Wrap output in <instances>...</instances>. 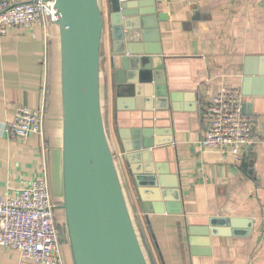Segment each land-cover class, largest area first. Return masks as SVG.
Returning a JSON list of instances; mask_svg holds the SVG:
<instances>
[{"label":"crops","instance_id":"0c3cea01","mask_svg":"<svg viewBox=\"0 0 264 264\" xmlns=\"http://www.w3.org/2000/svg\"><path fill=\"white\" fill-rule=\"evenodd\" d=\"M105 4L102 0L107 8ZM156 6L162 58L152 63L164 65L168 108L147 112L135 84L117 81L110 62L109 26L102 43L103 114L132 214L141 219L156 264H264V96L258 98L264 84L257 81L264 77L260 75L264 71V2L157 0ZM141 45L147 47L145 41ZM128 71L118 77L131 79ZM225 86L241 89L243 113L254 119L241 161L200 143L207 127L204 107ZM19 105L45 107L44 139L7 137L5 126ZM148 129L152 139H172L157 148L156 161L163 170L160 185L180 189L183 208L182 213H150V224L120 145L125 136L142 135ZM62 142L59 26L36 24L32 31L12 28L0 36V197L17 195L44 167L52 182L62 164ZM135 176L148 196L147 179ZM151 205L156 211L165 210L164 202ZM212 218L214 223L232 226L235 233L212 236L209 247L201 235L192 243L189 229H202ZM62 253L66 263L72 264L67 245L63 244ZM0 264L31 263L19 250L0 246Z\"/></svg>","mask_w":264,"mask_h":264},{"label":"water","instance_id":"95a60500","mask_svg":"<svg viewBox=\"0 0 264 264\" xmlns=\"http://www.w3.org/2000/svg\"><path fill=\"white\" fill-rule=\"evenodd\" d=\"M54 2L61 42V207L65 213L72 264H156L141 219L132 214L110 143V130L102 108L101 67L102 43L109 26L110 62L117 81L135 84L134 91L145 98L147 112L168 108L164 65L152 63L155 58L159 61L162 58L159 59L162 51L155 12L157 0H106L107 8L102 0ZM142 41L146 42V50ZM130 62L134 69L131 72L128 71L132 67ZM124 70L131 79L123 81L118 77ZM260 75H264V71ZM245 80L250 83L252 79ZM257 81L264 84V77H257ZM173 95L172 107L176 109ZM263 96L264 91H258V98ZM151 134L148 129L142 135H128L120 141L123 158L149 224L150 213L183 212L180 189L160 185L163 170L156 161L160 150L157 148L170 144L172 139H152ZM135 175L138 180L147 179L148 196ZM162 202L165 210L160 212L151 205ZM214 220L212 218L202 229L193 226L189 229L192 243L196 235H201L203 244L209 247L212 236L235 233L232 226L214 223Z\"/></svg>","mask_w":264,"mask_h":264},{"label":"built area","instance_id":"2783aa9c","mask_svg":"<svg viewBox=\"0 0 264 264\" xmlns=\"http://www.w3.org/2000/svg\"><path fill=\"white\" fill-rule=\"evenodd\" d=\"M36 24H56L54 0H0V36L12 28L32 31ZM243 101L241 89L225 86L206 103L202 146L218 150L223 157L243 159L254 126V119L243 113ZM45 113V107L19 105L5 126L7 137L25 141L38 135L44 139ZM59 204L44 167L41 175L27 182L17 195L0 197V246L19 250L31 264H67L56 217Z\"/></svg>","mask_w":264,"mask_h":264},{"label":"rangeland","instance_id":"374dc122","mask_svg":"<svg viewBox=\"0 0 264 264\" xmlns=\"http://www.w3.org/2000/svg\"><path fill=\"white\" fill-rule=\"evenodd\" d=\"M106 5V4H105ZM61 167V169H60ZM58 172L56 174V177L54 175L53 177V181H52V186H53V190L56 193V196H58L57 198V202L58 203H62V164L60 166H58ZM57 216H58V231L60 234V238L63 242L64 245H67V247H69V240H68V235H67V228H66V221H65V213L64 210L61 209L59 211H56Z\"/></svg>","mask_w":264,"mask_h":264},{"label":"trees","instance_id":"16d2710c","mask_svg":"<svg viewBox=\"0 0 264 264\" xmlns=\"http://www.w3.org/2000/svg\"><path fill=\"white\" fill-rule=\"evenodd\" d=\"M51 187H52V185H51ZM53 191H54V190H53ZM61 193H62V192H61ZM52 194H54V195H53V197H54V200L57 202V198H56L57 196H56V193H55V191H54V193L52 192ZM56 217H57V222H59V221H58V216H57V213H56Z\"/></svg>","mask_w":264,"mask_h":264},{"label":"flooded vegetation","instance_id":"af4514ba","mask_svg":"<svg viewBox=\"0 0 264 264\" xmlns=\"http://www.w3.org/2000/svg\"><path fill=\"white\" fill-rule=\"evenodd\" d=\"M61 209H62L61 204H59V207H58L57 211H59Z\"/></svg>","mask_w":264,"mask_h":264}]
</instances>
